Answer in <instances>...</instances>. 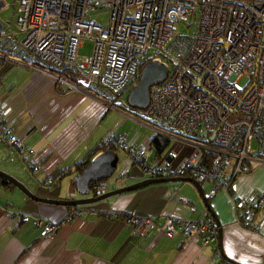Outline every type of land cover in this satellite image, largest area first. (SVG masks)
I'll list each match as a JSON object with an SVG mask.
<instances>
[{
	"label": "built area",
	"instance_id": "1",
	"mask_svg": "<svg viewBox=\"0 0 264 264\" xmlns=\"http://www.w3.org/2000/svg\"><path fill=\"white\" fill-rule=\"evenodd\" d=\"M101 11L109 13L106 26L94 17ZM15 25L17 31L8 33L4 26L0 35V63L12 60L34 68L52 78L57 88L71 89L81 82L100 87L116 105L127 101L146 64L166 65L167 78L151 89L149 107L135 110L153 136L136 145L128 135L111 132L100 145L127 154L117 181L127 180L136 167L144 179L210 183L208 200L218 193L228 195L236 223L263 232L264 191L240 198L232 191L240 177L264 166V0H19ZM182 27L191 32L181 33ZM85 39L94 41V49L82 57ZM10 113L8 103L0 104V139L32 169L35 152L26 150L14 133ZM183 146L192 152L179 158L175 147ZM152 149L157 157L149 160ZM109 179L92 184L90 196L110 192ZM53 185L51 177L43 181L47 189ZM5 212L16 227L30 219L21 212ZM93 214L84 207L72 208L62 223ZM104 216L121 219L140 237L157 231L199 240L214 249L210 264H231L219 248L221 227L211 218L115 211ZM34 220L44 239L54 237L62 224Z\"/></svg>",
	"mask_w": 264,
	"mask_h": 264
},
{
	"label": "crops",
	"instance_id": "2",
	"mask_svg": "<svg viewBox=\"0 0 264 264\" xmlns=\"http://www.w3.org/2000/svg\"><path fill=\"white\" fill-rule=\"evenodd\" d=\"M5 63L12 65L3 69ZM0 67V104L10 105L8 122L14 133L24 140L25 149L35 152L31 169L18 152L0 139V170L24 183L38 197L80 199L75 195L79 194L74 184L79 175L77 169L109 133L128 135L129 141L136 145L148 139L146 134H132L134 130L124 132L133 118L122 113L123 105L103 100L101 94L109 95L100 87L81 82L75 88H57L52 78L34 68L12 60L3 61ZM178 149L179 158L192 152L190 147ZM104 152H99L92 160ZM119 152L124 154L123 168L127 154L122 149ZM156 157L152 149L148 158ZM134 169L137 168H131L129 173V184L122 187L145 180L139 171L132 175ZM64 170L69 172L65 174ZM47 177L53 179L55 189L43 186ZM68 189L72 197L67 196ZM202 189L205 195L209 194L212 185L205 183ZM256 191H264V166L240 177L232 194L240 198ZM209 203L214 216L193 184L162 183L85 206L94 213L92 216L62 223L70 209L34 201L18 188L0 183V264H210L213 259L212 247H204L199 240L183 234L169 237L152 231L140 237L121 219L104 216L112 211L140 216L211 218L222 227L220 251L226 261L264 264V230L256 233L238 225V215L228 195L218 193ZM5 209L21 212L30 219L16 227ZM34 217L62 224L54 237L44 239L35 226Z\"/></svg>",
	"mask_w": 264,
	"mask_h": 264
},
{
	"label": "water",
	"instance_id": "3",
	"mask_svg": "<svg viewBox=\"0 0 264 264\" xmlns=\"http://www.w3.org/2000/svg\"><path fill=\"white\" fill-rule=\"evenodd\" d=\"M4 6V1L0 0V11L4 8ZM3 30L4 24L0 21V35L3 33ZM168 73L169 69L164 64H160L158 62H151L146 64L142 70L139 84L131 90L128 99L125 102V106L129 109L139 112L146 110L151 102V89L154 86L162 84L166 80ZM118 162V154L115 151L110 150L105 151L104 153L97 156L94 160H92L91 164L88 167L84 168L83 171L74 179L76 190L82 196L81 199L56 200L38 197L33 194L24 183L20 182L18 179L1 170L0 180L4 181L7 184H10L15 188H18L27 197L34 201L55 206H62L66 207L67 209L97 204L112 197L140 190L142 188L155 184L188 182L193 184L197 188L209 213L214 216L209 200L206 198V195L202 189V184L198 183L192 178L145 179L133 185L110 191L107 194L99 197L90 196L91 185L109 179L116 171ZM216 224L221 227L218 222H216ZM222 232L223 231L221 227L219 231L220 249L222 248Z\"/></svg>",
	"mask_w": 264,
	"mask_h": 264
},
{
	"label": "rangeland",
	"instance_id": "4",
	"mask_svg": "<svg viewBox=\"0 0 264 264\" xmlns=\"http://www.w3.org/2000/svg\"><path fill=\"white\" fill-rule=\"evenodd\" d=\"M3 1H4L5 6L0 11V21L4 24V26H5L6 30L8 31V33H9V31H17V27L15 25V19H16V6H17V2L19 0H3ZM94 17L102 25H105L106 26L109 23V13L107 11H101V12H99L97 14L95 13ZM179 31L181 33H183V34H188V33L191 32V30L189 28H187V27H185V28L184 27L179 28ZM93 49H94V41H92L90 39H85L83 41V46L80 49V53L79 54L82 57L89 56V55L92 54ZM8 65L11 66L12 64L5 63L3 65L4 67L2 66L3 69L9 67ZM2 67H0V69ZM246 82H247V78H244V79L240 80L239 85L241 87H243L246 84ZM130 91H131V89H130ZM101 97H102L103 100H106V102H108V103L110 102L111 104H113V102H114V100L111 97L107 96L105 93L101 94ZM127 98H128V95H126V99ZM118 109H120V108H118ZM120 110L122 111L123 114H125L127 116H130L133 119H136L138 121V122H136L133 119L132 120H129L128 123H127V125L124 127V132L128 133L127 131L133 132V130H134V132L132 134H139V133H141L142 135L146 134L147 138H151L153 136L154 131L151 128L147 127V126L142 125L143 124L141 122L142 118L140 117V115L137 112L133 111L132 109L127 108L125 106V103L123 104L122 109H120ZM123 114L120 115V118L123 117ZM130 127H132L133 129L130 128ZM171 147H172V145L170 144L167 147V150L169 148H171ZM175 150L179 153V149L177 147H175ZM118 154H119V157H120L119 168H118V170H116V172L113 174V176L108 180V182L112 185L111 191H113L114 189L115 190L120 189L122 186H125L126 184H129L128 182L130 181V180L117 181V178H118V176L121 173V168H122L121 165L123 163V160L122 159L124 158L123 152H118ZM137 173H139L137 169H134L133 172H131L132 175L137 174ZM55 188L56 187H54V189ZM64 188H66V187H64ZM73 191H74V189H73ZM69 193H70V189L67 190V194H69ZM75 195H77V196L79 195V198L80 197L82 198V196L80 194L75 193ZM90 195H92V194H90ZM67 196L72 197L70 194L67 195ZM56 200H59V199H56ZM94 205L95 204L88 205V206L91 207V206H94Z\"/></svg>",
	"mask_w": 264,
	"mask_h": 264
},
{
	"label": "trees",
	"instance_id": "5",
	"mask_svg": "<svg viewBox=\"0 0 264 264\" xmlns=\"http://www.w3.org/2000/svg\"><path fill=\"white\" fill-rule=\"evenodd\" d=\"M134 111V110H133ZM136 112V111H135ZM115 151V152H119V148H117V147H113V146H110V147H104V148H102V147H99V148H97L96 150H94V153H92L90 156H89V158H88V160L85 162V163H83L80 167H78V173L80 174L82 171H83V169L84 168H86V167H88L90 164H91V160H92V158L96 155V154H98L99 152H101V151ZM158 150H160L161 151V149H158ZM0 183H2L3 185H6V186H9V187H12V186H10V185H8L7 183H5L4 181H2V180H0ZM74 184H75V181H74Z\"/></svg>",
	"mask_w": 264,
	"mask_h": 264
}]
</instances>
